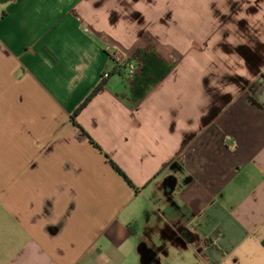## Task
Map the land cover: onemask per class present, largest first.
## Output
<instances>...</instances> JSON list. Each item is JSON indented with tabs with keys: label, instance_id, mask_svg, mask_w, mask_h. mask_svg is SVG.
<instances>
[{
	"label": "crops",
	"instance_id": "1",
	"mask_svg": "<svg viewBox=\"0 0 264 264\" xmlns=\"http://www.w3.org/2000/svg\"><path fill=\"white\" fill-rule=\"evenodd\" d=\"M0 5V264H264V0Z\"/></svg>",
	"mask_w": 264,
	"mask_h": 264
},
{
	"label": "trees",
	"instance_id": "2",
	"mask_svg": "<svg viewBox=\"0 0 264 264\" xmlns=\"http://www.w3.org/2000/svg\"><path fill=\"white\" fill-rule=\"evenodd\" d=\"M132 60L140 66L138 72L132 79L131 87L129 89V91L132 92V96H129L128 100L131 104H136L168 73L170 65L166 64L156 52L148 48H137L132 55ZM103 85L104 81L99 82L85 98V100L79 105V107L73 112V122H75V116L78 112L88 104V102L94 97L97 91L102 88ZM138 86L141 87L139 88ZM123 96L124 95H120L121 98H127V96ZM90 141L92 144L97 146L91 138ZM105 156L108 158L112 167L122 177H124L130 185H132L124 171H122V169H120V167H118V165L112 161L108 155L105 154Z\"/></svg>",
	"mask_w": 264,
	"mask_h": 264
},
{
	"label": "built area",
	"instance_id": "3",
	"mask_svg": "<svg viewBox=\"0 0 264 264\" xmlns=\"http://www.w3.org/2000/svg\"><path fill=\"white\" fill-rule=\"evenodd\" d=\"M107 51L109 53L110 60L114 63V67L117 70L124 69L127 77H133L139 70V66L135 61L126 58L121 52H119L116 47H108ZM104 77L108 76L105 72Z\"/></svg>",
	"mask_w": 264,
	"mask_h": 264
},
{
	"label": "rangeland",
	"instance_id": "4",
	"mask_svg": "<svg viewBox=\"0 0 264 264\" xmlns=\"http://www.w3.org/2000/svg\"><path fill=\"white\" fill-rule=\"evenodd\" d=\"M2 8H3V7H1V5H0V15H1Z\"/></svg>",
	"mask_w": 264,
	"mask_h": 264
}]
</instances>
